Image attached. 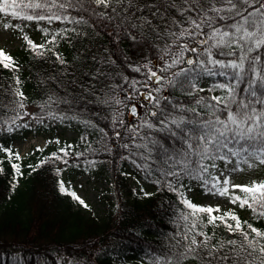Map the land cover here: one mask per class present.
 I'll return each instance as SVG.
<instances>
[{"label":"snow or ice","instance_id":"obj_1","mask_svg":"<svg viewBox=\"0 0 264 264\" xmlns=\"http://www.w3.org/2000/svg\"><path fill=\"white\" fill-rule=\"evenodd\" d=\"M0 14L26 53L54 68L37 72L42 96L34 101L39 110L29 111L22 65L0 47V68L10 74L0 83V132L46 121L96 128L84 118L89 105H118L114 129L126 131L113 135L127 152L117 155L177 201L170 232L142 264H264V178L234 179L264 168V0H0ZM30 27L39 40L25 31ZM125 107L136 123H125ZM51 143L58 147L29 170L49 161L81 167L78 158L96 151L84 134L76 141L50 137L34 150L43 153ZM0 151V173L7 160L15 188L25 174L21 153L3 144ZM86 163L85 172L97 167L95 160ZM194 188L216 202L195 201L188 195ZM58 190L91 207L63 178ZM9 260L25 264L0 253V264Z\"/></svg>","mask_w":264,"mask_h":264},{"label":"trees","instance_id":"obj_2","mask_svg":"<svg viewBox=\"0 0 264 264\" xmlns=\"http://www.w3.org/2000/svg\"><path fill=\"white\" fill-rule=\"evenodd\" d=\"M30 30L35 31L34 27L25 29L31 35ZM72 52L68 50L69 57ZM12 55L22 65L23 90L30 101L28 106H33L34 112L38 111V104L34 101H39L42 94L37 87V72H53L52 63L33 60L24 48ZM128 71L131 73V69ZM9 75L7 69L0 68V83ZM121 96L126 98L123 93ZM116 107L119 106L112 105V108ZM112 108L103 104L89 105L90 110L84 113V118L92 120L98 126L96 128L76 121L71 125L64 124L74 131L77 139L81 134L87 136L92 149H96L78 158L81 167L70 165L69 168L70 172L84 166L90 168L86 161H97V167L91 170H97L99 177L112 184L113 200L109 201L107 209L98 214L92 208L75 206L70 196L59 192L58 179L63 178L64 172L61 162L49 161L35 171L28 169L27 165L35 167L39 159L56 148L52 143L43 153L36 151L21 155L20 163L25 174L19 178L15 188L12 187L13 173L5 160V172L0 173V253L9 257L19 255L25 264H52L54 258L70 259L75 264H142V261H149L151 249L158 248L163 234L172 228L170 206L177 201L175 194L167 188H159L146 180L135 164L120 159L127 150L119 147L121 141L113 131L123 134L126 129H114ZM3 111L0 109V114ZM120 111L128 124L126 107ZM39 130L41 127L0 132V144L15 151L14 140L24 139L29 132ZM113 142H116L115 147ZM86 147L81 141L79 150L84 152ZM105 148H112V151L106 152ZM3 156L0 151V157ZM56 167L61 168V173H56ZM130 176L133 181L144 182L151 189L150 195L140 197L136 194L129 183ZM238 212L242 219L249 216L244 209H238Z\"/></svg>","mask_w":264,"mask_h":264},{"label":"rangeland","instance_id":"obj_3","mask_svg":"<svg viewBox=\"0 0 264 264\" xmlns=\"http://www.w3.org/2000/svg\"><path fill=\"white\" fill-rule=\"evenodd\" d=\"M29 30V29H28ZM32 36L39 40V33L37 30H30ZM23 40L20 34L13 30H5L0 24V47H3L6 51L11 54L17 50H21L24 47ZM29 111H34L33 106H28ZM25 120L28 118L25 117ZM136 123V122H135ZM41 127V130L38 132H29L24 139H16L13 142V146L16 150H18L22 156H25L28 153H35V145L43 144L49 137L52 135L61 137L62 141L71 140L76 141L77 136L73 130L67 128L66 125L57 123L47 122L45 125H37L33 124L32 127ZM17 129V131H19ZM29 131V130H28ZM54 147H58L55 143L51 144ZM80 146V145H79ZM88 166H84L81 169L74 170L70 172L69 166L64 168L63 179L68 181V186L78 191L86 201L91 205L96 213L102 214L108 206L110 200H113V190L111 182L107 181L103 177H99L97 170H90L89 172H85L84 168ZM264 178V168L249 170L244 172H239L235 175L234 179L236 182L245 183L254 178ZM130 185L132 190L138 194L140 197L145 196L141 191V187L150 193L151 189L142 181H133L132 176H130ZM83 185V187H81ZM111 188V189H110ZM188 195L193 198L195 201L200 203H213L216 202L211 200L208 196L202 194V191L199 188H194ZM72 199V198H71ZM73 201V204L78 207H82L78 202ZM89 209V208H84Z\"/></svg>","mask_w":264,"mask_h":264},{"label":"water","instance_id":"obj_4","mask_svg":"<svg viewBox=\"0 0 264 264\" xmlns=\"http://www.w3.org/2000/svg\"><path fill=\"white\" fill-rule=\"evenodd\" d=\"M127 118H128V121L131 122L133 120V118H136V117H133V115L131 114V112L128 110V112H127Z\"/></svg>","mask_w":264,"mask_h":264},{"label":"flooded vegetation","instance_id":"obj_5","mask_svg":"<svg viewBox=\"0 0 264 264\" xmlns=\"http://www.w3.org/2000/svg\"><path fill=\"white\" fill-rule=\"evenodd\" d=\"M142 111H143V108L141 107V108H140V113H142Z\"/></svg>","mask_w":264,"mask_h":264},{"label":"bare ground","instance_id":"obj_6","mask_svg":"<svg viewBox=\"0 0 264 264\" xmlns=\"http://www.w3.org/2000/svg\"><path fill=\"white\" fill-rule=\"evenodd\" d=\"M126 117V116H125ZM129 124V123H128ZM130 124H132V122L130 123Z\"/></svg>","mask_w":264,"mask_h":264}]
</instances>
